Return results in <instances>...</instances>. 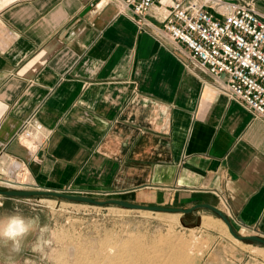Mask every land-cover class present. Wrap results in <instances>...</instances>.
Returning a JSON list of instances; mask_svg holds the SVG:
<instances>
[{"label": "crops", "instance_id": "obj_1", "mask_svg": "<svg viewBox=\"0 0 264 264\" xmlns=\"http://www.w3.org/2000/svg\"><path fill=\"white\" fill-rule=\"evenodd\" d=\"M24 129L41 135L33 150ZM1 156L9 185L208 203L264 237V118L118 0H0ZM237 241L201 264H264V246Z\"/></svg>", "mask_w": 264, "mask_h": 264}, {"label": "rangeland", "instance_id": "obj_2", "mask_svg": "<svg viewBox=\"0 0 264 264\" xmlns=\"http://www.w3.org/2000/svg\"><path fill=\"white\" fill-rule=\"evenodd\" d=\"M9 180L17 181L15 177ZM23 184L29 182L19 183ZM6 188L11 189L0 183V189ZM12 198L0 195V218L12 214L38 218L51 243L43 253L32 250L39 228L24 241L19 253L0 243V264H201L204 252L220 239L242 244L227 233L224 221L207 209L175 220L166 212L77 203L52 196Z\"/></svg>", "mask_w": 264, "mask_h": 264}, {"label": "built area", "instance_id": "obj_3", "mask_svg": "<svg viewBox=\"0 0 264 264\" xmlns=\"http://www.w3.org/2000/svg\"><path fill=\"white\" fill-rule=\"evenodd\" d=\"M118 3L121 12H130L139 25H149L158 38L176 44L229 96L264 118V11L259 9L257 0H118ZM150 12L156 22L147 20ZM33 135L29 129L20 134L23 145L32 150L41 138ZM28 185L9 186L29 189Z\"/></svg>", "mask_w": 264, "mask_h": 264}, {"label": "water", "instance_id": "obj_4", "mask_svg": "<svg viewBox=\"0 0 264 264\" xmlns=\"http://www.w3.org/2000/svg\"><path fill=\"white\" fill-rule=\"evenodd\" d=\"M0 195L7 196V197H38L41 198L42 196H52L59 199H66L72 202L77 203H87L92 205H99V206H106V205H118L123 208L127 209H138V210H145V211H152V212H166V213H177L180 215L194 213L199 209H207L218 215L227 225L230 234L240 241L245 242H255L261 245H264V237L258 235H240L238 234L228 215L221 210L219 207L208 204V203H197L191 207H167V206H158V205H147V204H140L135 202H130L125 199L120 198H108V199H97L95 197H91L88 195L76 194V193H69L61 190H54V189H44L41 187H31L30 189H16V188H6L0 189Z\"/></svg>", "mask_w": 264, "mask_h": 264}, {"label": "clouds", "instance_id": "obj_5", "mask_svg": "<svg viewBox=\"0 0 264 264\" xmlns=\"http://www.w3.org/2000/svg\"><path fill=\"white\" fill-rule=\"evenodd\" d=\"M39 228L40 235L32 246V250L43 253L45 247L51 243L45 238L48 231L44 227H39L38 218L25 217L20 214L8 215L0 218V243L11 245L14 253L22 250L24 241Z\"/></svg>", "mask_w": 264, "mask_h": 264}, {"label": "bare ground", "instance_id": "obj_6", "mask_svg": "<svg viewBox=\"0 0 264 264\" xmlns=\"http://www.w3.org/2000/svg\"><path fill=\"white\" fill-rule=\"evenodd\" d=\"M21 175V174H20ZM25 175V174H24ZM22 176V175H21ZM24 179H26V177L24 178ZM0 183H6V184H9V183H7L4 179H3V177L0 175ZM169 214H171V216H172V218L173 219H175V220H177L178 218H179V216H180V214H177V213H169ZM224 223V222H223ZM225 224V223H224ZM225 227H226V231H227V233H229V230H228V227H227V225L225 224ZM229 235L230 236H232L230 233H229ZM233 237V236H232ZM234 238V237H233ZM235 240H237L236 238H234ZM135 245V244H134ZM95 262H97V261H95ZM87 263V262H86ZM103 263V262H102ZM110 263V262H109ZM79 264H81V263H79ZM88 264H90V263H88ZM99 264H100V262H99ZM106 264H107V261H106Z\"/></svg>", "mask_w": 264, "mask_h": 264}]
</instances>
